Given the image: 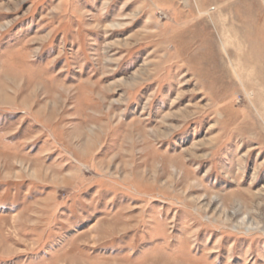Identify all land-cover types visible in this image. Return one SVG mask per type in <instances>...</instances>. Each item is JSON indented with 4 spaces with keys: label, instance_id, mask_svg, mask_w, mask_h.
Instances as JSON below:
<instances>
[{
    "label": "rangeland",
    "instance_id": "obj_1",
    "mask_svg": "<svg viewBox=\"0 0 264 264\" xmlns=\"http://www.w3.org/2000/svg\"><path fill=\"white\" fill-rule=\"evenodd\" d=\"M0 264H264V0H0Z\"/></svg>",
    "mask_w": 264,
    "mask_h": 264
},
{
    "label": "bare ground",
    "instance_id": "obj_2",
    "mask_svg": "<svg viewBox=\"0 0 264 264\" xmlns=\"http://www.w3.org/2000/svg\"><path fill=\"white\" fill-rule=\"evenodd\" d=\"M178 256V254H176ZM180 255V254H179Z\"/></svg>",
    "mask_w": 264,
    "mask_h": 264
}]
</instances>
